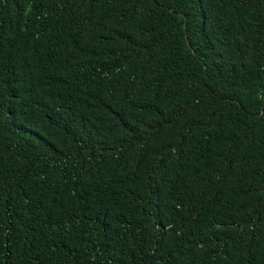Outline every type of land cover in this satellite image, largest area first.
<instances>
[{
    "label": "trees",
    "instance_id": "obj_1",
    "mask_svg": "<svg viewBox=\"0 0 264 264\" xmlns=\"http://www.w3.org/2000/svg\"><path fill=\"white\" fill-rule=\"evenodd\" d=\"M0 264H264V0H0Z\"/></svg>",
    "mask_w": 264,
    "mask_h": 264
}]
</instances>
